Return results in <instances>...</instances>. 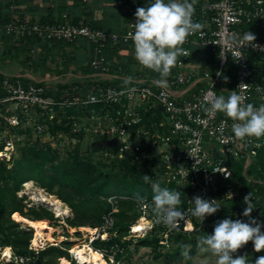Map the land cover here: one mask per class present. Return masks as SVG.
Here are the masks:
<instances>
[{"label": "built area", "instance_id": "built-area-1", "mask_svg": "<svg viewBox=\"0 0 264 264\" xmlns=\"http://www.w3.org/2000/svg\"><path fill=\"white\" fill-rule=\"evenodd\" d=\"M138 7H142L140 0H124L130 21L129 28L122 33L107 32L83 21L73 22L67 16L58 22H48L15 15L0 21V34L66 42L85 37L95 50L90 66L101 72H109L111 64L106 60L105 50L110 44L133 42L128 34L134 32ZM194 7L192 19L203 27L187 38L183 48L188 56L178 58L177 69L166 78L165 86L156 83L162 78L144 72H137L132 77L121 75L116 82L91 86L85 93H81L82 86L78 84L62 87L55 93L41 82H24L21 78L10 77L1 79L0 87L5 94L0 96V104L12 102L20 112L33 106L48 117L46 119L58 117V121L62 119L59 112L67 113L69 108L88 111L100 127L95 132L109 134L111 141L115 140L118 145L117 151L105 149L101 150V154L123 158L128 151L135 161L148 160L154 180L165 181V185L172 183L173 190L181 193L178 207L188 214L176 229L155 222L151 210L152 197L143 196L146 201L140 205L135 196L109 195L107 201L111 209L103 215L100 225L95 227L96 233L90 234L86 240L100 252L106 264H125L124 243L127 237H145L158 232L159 243L169 246V237L173 232L191 235L201 231L210 217L218 218L222 207L230 202H243L250 192L254 207L251 218L264 224V204L261 200L264 197L261 192L264 180L254 178L249 173L253 158L264 146V137L246 138L243 141L228 139L233 136V121L223 113H209L207 109L210 104L205 100L209 92L227 98L230 91L235 90L245 96V103L255 107L264 104V91L257 92L258 87L264 89V0H196ZM247 31L255 34L254 43L258 47H241L238 44ZM192 46L197 48L199 56H203L205 49L208 50L213 55L212 64L207 66L210 64L208 62L202 65L200 71L184 69ZM188 86L191 88L185 90ZM192 88L194 90L187 95ZM96 108L101 109L98 117L94 116ZM50 111L56 113L50 116ZM74 115L77 114L68 115L72 124L76 121ZM7 120L10 125H18L20 114L9 111ZM46 127L47 123L41 120L36 123L38 130L43 131ZM81 130L78 127L75 131L79 133ZM8 137L0 149L1 159L7 158L3 153H8L10 159L14 152V140ZM237 161L240 162V169L236 167ZM238 170L248 183L254 185L245 186ZM196 196L217 200L221 205L202 224L188 212L194 208ZM119 200H132L138 215L128 225L127 233L120 237L115 227ZM246 207L243 202L241 208H232L228 214L236 213L240 220L248 222L249 217L242 215ZM261 231L264 232V227ZM114 238L119 240L97 247L94 245L98 239L107 241ZM34 245L31 249L35 252L42 249L38 242ZM20 259L25 263L23 256ZM74 259L76 264H86Z\"/></svg>", "mask_w": 264, "mask_h": 264}, {"label": "rangeland", "instance_id": "rangeland-1", "mask_svg": "<svg viewBox=\"0 0 264 264\" xmlns=\"http://www.w3.org/2000/svg\"><path fill=\"white\" fill-rule=\"evenodd\" d=\"M0 35L1 37L3 36L5 37V35L3 34ZM10 37L21 39L20 37L13 35H11ZM24 39H28V38H24ZM1 45L4 46V43H2ZM10 51L13 52L11 55L16 54L14 50L10 49ZM3 52L0 54V64H3L4 62L5 64H7L9 63L8 58L10 59L12 56H9L8 58L7 57L4 58L3 54L5 53L8 54L9 50L4 49ZM30 54L31 53L28 52V56ZM32 54H34V52H32ZM23 55L24 54L22 53V56ZM22 61H24V59L17 60V62L21 63V65L25 66V68L29 67L30 64H28V62L25 61L22 62ZM212 61H213V55L208 50L205 49L203 52V56H199L197 52V48L195 46H192L191 55L188 58V60L185 62L184 69L200 71L202 65L205 66L208 62H210V64L209 63L207 64V66H210L212 64ZM50 62L51 60L49 59V63ZM177 66L178 63L172 69H177ZM5 67H8V65H6ZM141 70H144L146 74L147 68L141 65ZM148 70L155 73V75L158 78H162L160 77L159 73H156L150 69ZM80 73L83 74L84 71ZM1 75L3 78H7V77L13 79L21 78L24 82L31 81V80H25L24 78L17 75L4 74V73H2ZM79 78L80 79L76 78L77 79L76 80L74 76L71 77L69 74H66V75L56 76L54 79L48 78L49 82H45L43 84H45L46 88L50 92L57 93L59 89H61L62 87L64 88L65 83L68 84L67 87L76 83H80L83 85L88 84V82L82 79V77ZM58 81L62 82L63 84L61 85L55 84ZM116 81L117 79H115L113 82ZM100 110H101L100 108H96V111L94 113L95 117H98V115L101 113ZM9 111H13V113L16 115H18V113L20 114V120L18 125H10L8 123L7 117ZM74 112L77 114L74 115L76 120L75 123L74 124L71 123V125L69 126L67 125L68 127L64 129H60L53 134L47 127L44 128L43 131L38 130L36 128V123L38 121L41 120L42 123L44 122L47 123L48 119L46 118L48 117H45V115L41 114L35 107L31 106L24 112H20L17 108H15V105L12 102H3L2 104H0V144H4L5 138L8 139L9 138L8 136H10L12 140H14V152L13 154H11L12 158L9 159L8 153H3V155L5 154L7 155V158L3 160H5L8 163L9 167L10 166L16 167L23 160V156L32 154L34 150L42 149L44 151H50V152L55 150L56 153L59 154V156L55 158V162H57L62 160V157L66 158V156H68L67 153L72 151L75 148L76 144L80 142L81 156L93 160L99 166H101L102 169L105 170L113 169L119 171L118 166L110 162V159L115 157L109 156L107 158H104L101 157L100 155L102 153L101 151L98 152L94 150L95 145H97V143L100 144L101 142L100 139L101 135L99 134V132H95L97 128L100 129L97 121L94 118L90 117V112L85 111L83 109L79 110L78 108H74ZM55 113L56 111L53 112L50 111L49 115L53 116ZM60 118H62V116H60ZM78 127L82 128L81 131L82 137L80 134H77L75 131L76 129H78ZM107 137H109V135ZM253 160H255V157L253 158ZM236 163H237L236 167L238 166V164L240 165V162L237 161ZM237 168L240 169L239 166ZM237 173L240 175V170H238ZM150 175L151 178L154 179L152 177V174ZM7 179L9 180V182H12L11 177H7ZM137 189L139 191H142L143 193L142 197L143 196L152 197L153 192L151 185L144 187L142 184H140L137 186ZM54 190L56 192L59 191L58 185L55 187ZM16 193L18 197L23 198V210L25 212L27 213L38 212L39 214L44 216L43 218H46L50 224L56 227V229L52 232L56 240L53 241L41 240V238H39L38 240V244L42 246V249L44 246H45L44 249L48 246H55V248L48 249L42 254L41 259L37 260L39 255L37 252L35 253V255H33L31 252L29 253L32 246H35L34 244L37 243L33 241L34 233H35L34 229L25 223L14 220L12 218V211H11L12 208L8 207L7 211L10 212V219L14 220L13 222L15 223H11L7 221L6 215L2 218V220H0V247H3L5 245H10L13 241L19 239H28V246L25 249L26 254L17 253L15 247L11 245H10L11 255L9 257L8 256L3 257V253L0 251V264H62V259L64 257L68 258L72 264H76V261L69 249L72 245L82 244L83 242H85L88 239L90 233H88L89 231L83 230L81 228L83 224L72 226L69 223L68 219H72L74 216V212L72 211V208L69 206V204L61 199L62 202L60 204V208L65 210L69 208V211L67 214H62L61 216H58L55 211V206L52 204L53 196H51V194L55 196H57V194L50 193L46 188L40 186V184L34 180H32L31 186L29 188L24 186V183H22L20 189ZM71 197L76 198L75 195H72ZM85 218L87 222L93 220V219H87V217ZM225 218H229L232 220L240 219V217L236 215V213L233 214L227 213V215H225ZM89 224L90 226H92L91 225L92 223ZM89 224L87 223L85 225H89ZM216 224L217 223H212V224L209 223L208 226L206 227L208 228L210 227V230L213 233L214 226ZM157 233L155 232L154 234ZM191 235L193 236V234ZM197 236L199 237L201 236V234H198ZM127 238L128 239L126 240H129L130 243L128 245H125L126 247L125 249L126 252L124 255L125 264H200V260L203 259L205 256H207L209 260V264H215V259H216L215 257H212L208 253L200 252L199 243H198L199 241L194 245H188V248H186L178 257L173 259L171 258V256L168 255V252H170L169 248L177 246L178 241H175L173 244H171L172 246L161 245L162 247H159L154 244L153 245L142 244L140 240L143 237L141 236H131ZM22 246L21 248L23 249ZM57 248L66 250L70 255L63 254L60 251V249ZM185 252L187 253V255L184 254ZM237 255H247L250 264H255V260L258 257L264 256V251L255 252L254 246L250 241L247 245L243 246L241 249L237 251V253L234 254V258ZM21 256L24 257L23 260H25V263L21 262L20 259Z\"/></svg>", "mask_w": 264, "mask_h": 264}, {"label": "clouds", "instance_id": "clouds-1", "mask_svg": "<svg viewBox=\"0 0 264 264\" xmlns=\"http://www.w3.org/2000/svg\"><path fill=\"white\" fill-rule=\"evenodd\" d=\"M195 3L196 0H168L167 3L165 0H149L147 7H138L135 11L134 32L128 34L134 44L135 59L143 67L159 73L162 77L156 81L159 86L166 85V78L176 66L178 58L188 56L183 48L187 38L203 27L192 19ZM255 40V34L247 31L238 44L241 47H258ZM261 91L264 89L258 87L257 92ZM245 99L242 93L235 90L230 91L227 98L223 95L216 96L212 92L205 97L210 104L207 109L209 113H223L233 121V136L228 139L243 141L246 138L264 137V104L255 107L251 103H245ZM225 142H228L227 139ZM142 179L152 186L151 210L156 218L155 222L170 229L178 228L188 214L178 207L181 193L162 188L159 183L152 182L149 175H143ZM134 198L140 205H144L146 201V197L139 194ZM243 202L247 207L242 215L249 217L248 222L225 218L217 222L212 234L199 239L200 252L215 257V264H250L247 255H237L234 258V254L250 241L255 252L264 251V232L261 231L264 224L251 218L254 209L251 192L244 197ZM193 204L194 208L188 212L198 218L201 224L207 216L216 213L221 207L217 200L200 196L194 197ZM184 254L187 255L186 252ZM200 264H209L207 256L200 260ZM255 264H264V256L258 257Z\"/></svg>", "mask_w": 264, "mask_h": 264}, {"label": "trees", "instance_id": "trees-1", "mask_svg": "<svg viewBox=\"0 0 264 264\" xmlns=\"http://www.w3.org/2000/svg\"><path fill=\"white\" fill-rule=\"evenodd\" d=\"M6 19H0V21H5ZM4 35V34H3ZM6 36V35H5ZM8 36V35H7ZM29 39V38H28ZM0 75V81L2 79ZM113 81H96L92 84L82 85L81 93H85L92 86L108 85ZM67 83L64 87H67ZM5 93L0 87V96ZM97 106V105H93ZM67 113L59 112L62 116L61 121H58V117L47 120V128L54 134L60 129H64L71 125L72 121L68 115L75 113L74 108H69ZM68 125V126H67ZM82 131V130H81ZM80 134L82 137V132ZM109 134H101L100 144L95 145V151L101 150H118V145L116 141L110 140ZM104 139V140H102ZM113 139V138H112ZM115 139V138H114ZM3 144H0V149ZM66 158L62 157V160L55 162V158L59 156L55 150L44 151V150H34L32 154L23 156L21 163L16 166H8V163L0 159V220L6 215L7 221L11 223L14 220L10 219V212L7 211L8 207L12 208L13 211H18L24 216H28L32 219L43 218L38 212L27 213L23 210V198L17 196V191L20 189L22 183L28 180H34L40 184V186L46 188L50 193L57 194V196L63 201L67 202L74 212L72 219H68L72 226L85 225L92 223V226L99 225L103 220V215L106 214L111 209V204L107 201V197L111 194H124L129 196H136L139 194L142 196V191L137 189V186L142 184L144 187L151 185V183H145L142 179L143 175L152 174L151 167L148 165V160L140 159L133 160L130 152H125L123 158L115 157L110 159V162L118 166L119 171L116 170H105L102 169L96 162L86 157L80 155V142H78L75 148L67 153ZM101 157H105L100 154ZM120 172V173H119ZM249 173L253 175L254 178L264 180V146L259 149L255 156V160L252 161L249 169ZM151 176V175H150ZM240 177H244L240 174ZM7 177L12 178V182H9ZM152 182L159 183L162 188H168L170 190L174 189L172 183L165 185V181H156L152 179ZM245 186H252L254 183H248L244 179ZM58 185L59 191L56 192L54 189ZM261 192L264 195V188H261ZM75 195V197H71ZM153 197V194H152ZM264 204V197L261 199ZM120 209L115 213V227L119 232V237L125 235L128 229V225L138 216L134 211V203L132 200H119ZM243 206L242 201L230 202L226 204L222 209L218 218H209L205 227L192 235H187L181 232H173L169 237V245L178 241L177 246L170 247L168 255L171 258L178 257L188 245H194L197 243L202 236L210 235L212 232L208 224L214 223L219 218L225 217L228 211L232 208H241ZM87 219H93L87 222ZM91 217V218H90ZM246 222L247 220H242ZM96 223V224H95ZM90 225V224H89ZM201 234V236H197ZM2 237V236H1ZM119 238H114L112 240H96L94 242L95 247L108 244ZM140 242L145 245H157L162 247L159 243V237L157 234H150L143 237ZM130 243L129 240L125 241V245ZM11 246L15 247L17 253L26 254V248L28 246V239H19L13 241ZM20 245V247H19ZM23 245V246H22ZM23 247V249L21 248ZM172 246V245H171ZM50 248H55V246H48L45 249L38 251V259L40 260L42 254ZM60 249L63 254L70 255L66 250ZM194 250V248H193ZM35 255V251L31 249L29 253ZM35 260V261H37ZM32 261V260H31Z\"/></svg>", "mask_w": 264, "mask_h": 264}, {"label": "crops", "instance_id": "crops-1", "mask_svg": "<svg viewBox=\"0 0 264 264\" xmlns=\"http://www.w3.org/2000/svg\"><path fill=\"white\" fill-rule=\"evenodd\" d=\"M140 2L142 7H147L149 4V0H140ZM165 2L167 3L168 0ZM15 15H25L31 20L48 22H58L67 16L73 22L83 21L93 27L114 33L125 32L129 28L130 21V16L124 8V0H0V19ZM2 43L4 46L1 45ZM4 49L9 50L8 54H3L4 58L12 57L8 58L9 63L0 64V75L2 73L17 75L33 82L45 83L49 82L48 78L54 79L56 76L69 74L75 79L82 77L88 84H92L98 80L114 81L124 74L132 77L137 72H144L141 70V64L135 59L133 42L110 44L106 48L105 57L111 64L109 72H101L90 66L95 50L94 45L85 37L66 42L17 39L0 35V54ZM10 49L16 54L11 55L13 52ZM28 52L31 53L29 56ZM19 59L28 62L29 67L25 68L18 63ZM6 65L8 67H5ZM174 70L171 69L170 74ZM82 71H84L83 74L80 73ZM146 73L157 77L148 69ZM55 84L63 83L58 81ZM190 86L185 87V90H188ZM192 90L194 88L190 89L187 95H190Z\"/></svg>", "mask_w": 264, "mask_h": 264}, {"label": "bare ground", "instance_id": "bare-ground-1", "mask_svg": "<svg viewBox=\"0 0 264 264\" xmlns=\"http://www.w3.org/2000/svg\"><path fill=\"white\" fill-rule=\"evenodd\" d=\"M32 180H28L24 182V186L29 188L31 186ZM53 196L52 204L55 206V211L58 216H61L62 214H67L69 211V208L62 209L60 208V204L62 200L55 196ZM12 218L18 222H22L27 224L28 226L32 227L35 231L34 233V242H38L39 238L41 240H49L53 241L56 240L52 234V232L56 229L55 226L50 224L46 218H38V219H32L28 216L22 215L18 211L12 212ZM188 227H190V224L188 223ZM81 228L83 230L89 231L90 234H95L97 229H95L94 226L90 225H82ZM74 230V228H73ZM106 236V234H104ZM0 251L3 253V257L10 256L11 255V249L10 245H5L3 247H0ZM70 251L75 254V258L78 259V262L82 263H89V264H106L104 258L101 256L100 252L96 249H94L91 244H89L87 241L83 242L82 244H75L70 247ZM62 264H72L70 260L66 257L62 259Z\"/></svg>", "mask_w": 264, "mask_h": 264}]
</instances>
